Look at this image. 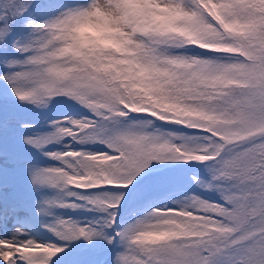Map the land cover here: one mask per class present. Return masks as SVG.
Masks as SVG:
<instances>
[{
  "label": "snow or ice",
  "instance_id": "snow-or-ice-1",
  "mask_svg": "<svg viewBox=\"0 0 264 264\" xmlns=\"http://www.w3.org/2000/svg\"><path fill=\"white\" fill-rule=\"evenodd\" d=\"M169 5L184 31H134L108 73L58 39L97 0H0V264H264V0ZM55 97L84 111L37 133Z\"/></svg>",
  "mask_w": 264,
  "mask_h": 264
},
{
  "label": "clouds",
  "instance_id": "clouds-1",
  "mask_svg": "<svg viewBox=\"0 0 264 264\" xmlns=\"http://www.w3.org/2000/svg\"><path fill=\"white\" fill-rule=\"evenodd\" d=\"M97 3L100 7L88 16L66 22L58 36L64 45L62 54L84 67L123 73L131 62L120 57L131 53L129 37L134 31H184L183 14L171 7L169 0H115L119 8L115 3L109 7L110 0H97ZM136 79L145 84L146 91L152 87L144 72Z\"/></svg>",
  "mask_w": 264,
  "mask_h": 264
},
{
  "label": "rangeland",
  "instance_id": "rangeland-1",
  "mask_svg": "<svg viewBox=\"0 0 264 264\" xmlns=\"http://www.w3.org/2000/svg\"><path fill=\"white\" fill-rule=\"evenodd\" d=\"M66 98L65 97H55L54 98V102L51 103V106L49 105L47 108H36L32 105H28L27 107H29L30 109H32V112H31V119L35 121L36 125L38 126L39 124V118L41 119L42 121V125L40 126V129L38 130V128H35L36 132L37 133H44V132H48V131H51L49 130V122H50V117H49V114L56 108V107H59V108H62L60 110H58L57 112L55 113H52V117L58 119L59 116L64 113L65 111H68V110H81V111H84V109L82 108V106H80L79 104L73 102L71 105L69 104H66V103H63V101L65 100ZM37 109H40L41 111L39 112ZM55 147H59V145H50V148H55ZM88 147L96 150V151H103L104 150V146L101 145V144H90L88 145ZM35 152V151H34ZM36 160H41V161H46L45 158H43L40 153L36 152ZM49 162V161H48ZM51 163H55V161H51ZM190 171H195V172H199L200 174L203 175V172L204 170L203 169H195V170H186V179L189 175V172ZM183 175V173L181 174ZM179 178H176V181H178ZM44 194H49L51 195L52 192L51 190H48V189H45L44 190ZM179 198L177 195H171L170 196V199H177ZM60 213H63L65 214V216H72V217H76V219H83L84 217L88 216L89 214L82 211V210H71V209H62V208H57L55 209V214H60ZM76 215V216H75ZM77 216H80V217H77ZM47 219L51 220L52 218L51 217H48ZM43 235L47 236V237H52V239H55V236L49 232L47 229L44 230V233Z\"/></svg>",
  "mask_w": 264,
  "mask_h": 264
},
{
  "label": "trees",
  "instance_id": "trees-1",
  "mask_svg": "<svg viewBox=\"0 0 264 264\" xmlns=\"http://www.w3.org/2000/svg\"><path fill=\"white\" fill-rule=\"evenodd\" d=\"M173 172H175V171H173Z\"/></svg>",
  "mask_w": 264,
  "mask_h": 264
}]
</instances>
